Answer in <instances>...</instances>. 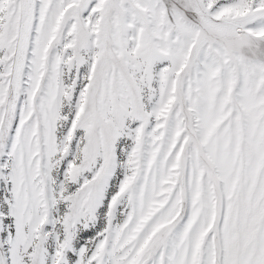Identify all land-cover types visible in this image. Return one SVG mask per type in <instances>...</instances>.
<instances>
[{
  "label": "snow or ice",
  "instance_id": "6c2138e0",
  "mask_svg": "<svg viewBox=\"0 0 264 264\" xmlns=\"http://www.w3.org/2000/svg\"><path fill=\"white\" fill-rule=\"evenodd\" d=\"M0 264H264V0H0Z\"/></svg>",
  "mask_w": 264,
  "mask_h": 264
}]
</instances>
